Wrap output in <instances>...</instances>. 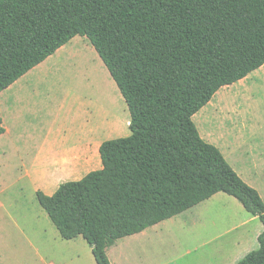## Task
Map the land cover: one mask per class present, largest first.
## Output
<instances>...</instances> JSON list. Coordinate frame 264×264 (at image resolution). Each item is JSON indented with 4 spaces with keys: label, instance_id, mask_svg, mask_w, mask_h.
<instances>
[{
    "label": "trees",
    "instance_id": "1",
    "mask_svg": "<svg viewBox=\"0 0 264 264\" xmlns=\"http://www.w3.org/2000/svg\"><path fill=\"white\" fill-rule=\"evenodd\" d=\"M77 35L118 88L130 134L100 144L99 169L36 192L61 238L111 264L117 240L223 192L263 226L235 264H264L261 197L192 121L264 64V0H0V92Z\"/></svg>",
    "mask_w": 264,
    "mask_h": 264
},
{
    "label": "rangeland",
    "instance_id": "2",
    "mask_svg": "<svg viewBox=\"0 0 264 264\" xmlns=\"http://www.w3.org/2000/svg\"><path fill=\"white\" fill-rule=\"evenodd\" d=\"M72 39L66 45L80 44L79 52L56 61L54 55L41 67L45 70L32 68L18 79L26 81L23 91L14 95L22 101H10V114L4 99L8 91L0 92V115L6 129L0 134V253L10 250L18 264H96L81 236L61 238L36 192L51 195L60 183L78 180L100 167L98 153L89 164L63 165L62 159L78 156L68 151L73 142L79 147L90 138L100 143L130 134L127 105L105 66L84 36ZM91 54L98 58L96 68ZM219 100L224 104L217 109ZM18 115L30 117L34 126L27 143L18 135ZM217 115L232 120L234 131L245 130L253 153L264 161V67L221 87L211 105L192 116L201 138L213 142L229 164L240 170L237 154L225 151L223 127L228 123L220 120L223 127L217 130ZM51 124L49 139L56 141L52 151L44 144ZM36 128L45 129L44 134ZM210 134L215 141H209ZM253 164V156H246L250 169L239 172L259 190L264 203V163L259 170ZM262 229L259 219L233 196L218 192L172 218L117 240L106 253L111 264H235L258 247L256 235Z\"/></svg>",
    "mask_w": 264,
    "mask_h": 264
},
{
    "label": "crops",
    "instance_id": "3",
    "mask_svg": "<svg viewBox=\"0 0 264 264\" xmlns=\"http://www.w3.org/2000/svg\"><path fill=\"white\" fill-rule=\"evenodd\" d=\"M74 38V37H73ZM74 40V39H71V41ZM84 42V41H83ZM81 45H84V43H81ZM80 46L79 45H76V46H67L66 44L61 46L60 48H58L51 56L47 57L43 62L39 63L37 66H35L34 68H39V71H43L46 69L45 68H41L43 66V64H45V62L52 58V56L56 55L57 58H55V60L53 61H56V59H62V58H67L68 55H71L75 52H79L78 50V47ZM86 49L88 48L87 46L85 47ZM93 48V47H92ZM94 49V48H93ZM87 51L91 52L90 49H87ZM95 51V50H94ZM96 52V51H95ZM97 54V53H96ZM98 56V54H97ZM91 57H93L92 61H93V66L94 68H96V65H99L98 63V58L96 57V55L92 56L91 54ZM99 57V56H98ZM101 60V59H100ZM102 62V61H101ZM52 62L48 63L47 64H51ZM103 64V63H102ZM264 67V64L259 67L257 70H261L262 68ZM22 77V76H21ZM247 77V76H246ZM244 79V78H243ZM21 80V79H20ZM26 82V81H25ZM23 81H19L18 79L13 82L10 86H8L6 89L8 91V94L7 96L4 98L5 101H7V107H8V112L10 114V101L14 100L16 97L14 96L16 94V91L18 92H22L23 89H24V85L23 83H25ZM14 98H12L10 100V96H12ZM212 99V98H211ZM16 100L18 101H22V98H16ZM209 106L211 105V100L207 103ZM206 104V105H207ZM224 104L223 101H220L218 102V105H217V109H219L222 105ZM212 106H215L212 105ZM204 106L201 108L203 109ZM20 109L21 110H24L23 106L20 105ZM27 109V108H26ZM1 116V115H0ZM254 116H260V115H254ZM19 121H20V131H19V134L22 139V141L26 142L27 143V138H31L33 136L34 133H32V127L31 126V121L28 120L30 119V117L28 119H26L27 117L25 118H21L19 115L16 116ZM14 117H11L9 116V119H12ZM2 119V118H1ZM215 119V118H214ZM229 118L228 117H223V116H218L216 117V121L217 123L219 124L217 128V130H220L223 126L222 124L219 122L220 120H225V122L227 121V123L229 124H225L226 127H223L224 128V133L223 135L225 136V147H226V153H228V155L230 156H234L235 154H237V162L236 164H238V167L240 168V170L243 168V169H250V166H246L245 165V157H249V156H253V160H254V164L252 165V168L254 169H260V165L264 163L263 160H261V158L257 157L256 154L253 153V148L251 146H249V139L246 137V134H245V130H243V132L237 130V131H234L232 128H233V125H232V120H228ZM216 123V122H215ZM2 125H3V119H2ZM221 125V126H220ZM4 127V126H3ZM32 127V128H31ZM220 127V128H219ZM44 130L45 129H39V128H36V132L40 133L41 134H44ZM222 130V129H221ZM6 131V129L4 128V132ZM52 134V124L50 125L49 129L46 131V133L44 134L45 138H44V144H49V148L50 150H54V147L56 146V141H53L52 139H49L50 138V135ZM228 136H229V139H228ZM201 137V136H200ZM209 138V141H215L214 139L212 140V134H210L208 136ZM203 139V138H202ZM207 142V141H206ZM78 142H73V145L72 147H69L68 148V151L69 152H78V156L77 157H66L65 159H62L64 163H62L63 165H74V164H80V165H85V164H89V160L91 161H95V159L97 158V153H98V148L100 146V144L102 142H97L93 139H89L87 140L84 144H79V147H75L74 145L77 144ZM209 143V142H208ZM212 143L213 145V142H210V144ZM215 146V145H214ZM217 147V146H215ZM218 148V147H217ZM219 149V148H218ZM220 151V150H219ZM223 155V154H222ZM53 158H55V155L53 156ZM225 158V157H224ZM98 160V159H97ZM226 160V158H225ZM227 161V160H226ZM227 163L229 164V162L227 161ZM231 166V168L236 172V174L247 184L249 185L250 187L254 188L258 194H259V190L253 185V184H250L249 182H247L246 180H244L243 178V175L241 174V172H239L240 170H237V168H234L231 164H229ZM101 166V165H100ZM100 168V167H99ZM98 168V169H99ZM96 170V169H95ZM260 173H258V176H259ZM259 196L261 197V195L259 194ZM259 234L256 235V238ZM4 240H6V237L4 238ZM6 242V241H5ZM6 252V250H5ZM17 260L15 259V257H12L11 255V252L10 250H7V254H3V253H0V264H18L16 262Z\"/></svg>",
    "mask_w": 264,
    "mask_h": 264
}]
</instances>
